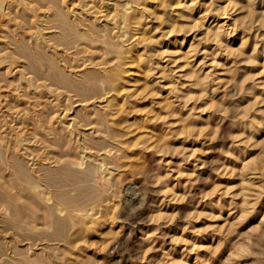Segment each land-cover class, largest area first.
Instances as JSON below:
<instances>
[{
	"label": "rangeland",
	"instance_id": "1",
	"mask_svg": "<svg viewBox=\"0 0 264 264\" xmlns=\"http://www.w3.org/2000/svg\"><path fill=\"white\" fill-rule=\"evenodd\" d=\"M0 264H264V0H0Z\"/></svg>",
	"mask_w": 264,
	"mask_h": 264
}]
</instances>
